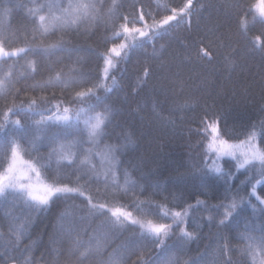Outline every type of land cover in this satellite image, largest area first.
Returning <instances> with one entry per match:
<instances>
[{
  "label": "trees",
  "instance_id": "obj_1",
  "mask_svg": "<svg viewBox=\"0 0 264 264\" xmlns=\"http://www.w3.org/2000/svg\"><path fill=\"white\" fill-rule=\"evenodd\" d=\"M70 2L96 9L41 35L39 16L60 15ZM258 2L192 0L177 19L154 26L187 0H0V44L24 50L0 57V171L15 144L39 171L35 180L78 189L47 204L19 188L0 193V264H254L244 236L264 230V179L258 161L237 165L250 147L264 150ZM125 23L154 34L126 37ZM122 42L120 56L109 53ZM106 56L114 65L107 76ZM88 88L94 95L76 98ZM81 109L107 117L95 143L84 114L77 120ZM211 122L217 143L236 146L235 156L209 148ZM233 201L235 208L223 206ZM114 208L172 227L157 239L112 216ZM261 260L257 249L255 264Z\"/></svg>",
  "mask_w": 264,
  "mask_h": 264
},
{
  "label": "snow or ice",
  "instance_id": "obj_2",
  "mask_svg": "<svg viewBox=\"0 0 264 264\" xmlns=\"http://www.w3.org/2000/svg\"><path fill=\"white\" fill-rule=\"evenodd\" d=\"M192 0H187V3L184 7L176 9H172V15L165 16L162 20L159 22L153 21V25L163 26L168 24L169 22L177 19V16L180 14H183L187 8L191 6ZM53 6L49 5V8L51 10ZM58 7V6H57ZM253 7L258 8V12L260 17L264 18V0H259L258 5H254ZM96 9V5L93 3H69L66 8L60 9V15H56L55 13H51L50 17L41 15L39 16V30L41 32V35H47L56 27L66 26L69 22V17H74L72 19V23H75L76 20H78L81 16L87 17L92 12H94ZM42 10V8L40 9ZM127 20V18H125ZM140 20H144V16H140ZM123 34L127 37L129 34L138 33L140 38H149L152 33L150 31V28L152 26L145 24L144 28H129L128 24L125 23L122 26ZM259 39V38H257ZM63 41L58 40L52 44H49L46 46V49H52L57 48L62 45ZM127 45L125 43H120L119 45H113L108 51L109 53H114L116 56L121 55V50L125 49ZM19 51H24L23 49ZM16 51H13L11 53L6 52L2 44H0V55L3 56H10V55H16ZM104 74L107 76L109 69L114 67L112 60L109 57L104 58ZM2 84V82H0ZM94 95V91L92 88H88L86 91H80L76 93L77 99H87L89 96ZM35 103V101H33ZM68 109H65V112H67ZM12 113V109H9L5 113V122L8 121V116ZM80 114H84V128L87 132L88 138L91 142L95 143L98 141V139L104 135V126L106 124L107 117L101 113H97L95 116H88L85 109H81L80 112L77 115V120L80 119ZM56 119H61L60 117H57ZM63 119H67V117H64ZM15 124L19 125L20 121H15ZM39 123V122H37ZM4 125L0 124V129H2ZM207 130L211 132L212 134V141L209 144V148L215 150L218 154L221 155H231L235 156V147L234 145L229 144L227 141L220 140L217 143L218 139V122H211L207 126ZM253 139L252 136H249L248 140L249 143ZM111 151H116L117 148L110 147ZM55 151V149L53 150ZM241 157H243L242 162L238 163V167H243L245 164L250 163L251 161H258L259 162V174L261 176V179H264V150L257 149L255 147H250V149L246 152L241 153ZM238 160H240L239 157H237ZM27 169V171H25ZM28 172H35L37 176H39V171L35 168V166L30 161H24L22 158V155L20 151L18 150L17 146L13 144L11 148L10 153V160L7 164V167L0 171V193H3L6 188H19L21 190H27L28 195L35 201H37L39 204H47L49 202V199L53 197L57 193H72L77 192L78 189L71 188L67 184H63L61 186H55V185H41L42 193L37 195L34 189L37 188L36 185H34L31 180V176L28 175ZM27 180L28 183H23L22 181ZM260 181H257L259 183ZM253 191L249 193V196H255V185H252ZM79 194L81 196H84V192L80 191ZM89 204L91 205V198L88 197ZM246 199L245 196H241L240 200L243 202ZM257 199H260V197H257ZM200 201H197V204H199ZM260 203L264 204V199H260ZM225 207L235 208L236 204L235 201L231 205H223ZM92 207H95V205H92ZM101 208L104 206L101 205ZM191 207V206H189ZM131 213L123 211L121 208H116L112 211V216L116 217L118 220L120 217H123L125 220H129L131 223H138V221L131 220ZM167 215V213H165ZM182 215H187V213H181V212H173L172 217L173 219H178ZM228 213H225V218H227ZM221 223H224L222 220ZM142 229H145L151 233L154 234L157 239H159L161 236L167 235L169 233L171 225L167 224H155L152 221H148L147 225L141 224L140 225ZM182 235L191 238V234L184 232L182 230ZM244 239L248 241V251L249 254L253 256L254 264L256 259V250L259 249V252L261 256H264V230H261V233L259 236H253V235H246L244 236ZM91 247L89 246L87 251H90ZM81 255H84L82 253ZM115 264V262H113ZM260 264H264V260L260 261Z\"/></svg>",
  "mask_w": 264,
  "mask_h": 264
},
{
  "label": "rangeland",
  "instance_id": "obj_3",
  "mask_svg": "<svg viewBox=\"0 0 264 264\" xmlns=\"http://www.w3.org/2000/svg\"><path fill=\"white\" fill-rule=\"evenodd\" d=\"M5 49V48H4ZM5 51L6 52H9V53H11V52H13V51H16V53L19 51V50H7V49H5ZM1 56H3V55H0V57ZM25 171H27V169H25ZM28 175H30L31 176V178H32V180H31V182L34 184V185H36L37 186V188L36 189H34V191L36 192V194L37 195H39V194H41L42 193V188L40 187L41 185H46V184H44V183H42L41 181H39V180H35V178H34V175H35V173L34 172H28ZM23 183H28V181L27 180H24V181H22ZM116 208H114V209H110L111 211H113V210H115ZM123 210V209H122ZM123 211H125V210H123ZM127 212V211H126ZM131 220H135V221H138V224H144V225H147V222H143L142 220H140V219H138V218H136V217H134L133 215H131V218H130ZM129 221V220H128ZM136 224V223H135Z\"/></svg>",
  "mask_w": 264,
  "mask_h": 264
}]
</instances>
